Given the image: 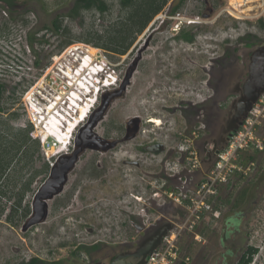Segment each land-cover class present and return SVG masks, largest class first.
I'll return each instance as SVG.
<instances>
[{"label": "rangeland", "instance_id": "374dc122", "mask_svg": "<svg viewBox=\"0 0 264 264\" xmlns=\"http://www.w3.org/2000/svg\"><path fill=\"white\" fill-rule=\"evenodd\" d=\"M75 1L36 0L28 4L33 10L37 33L36 73L51 65L52 58L64 57L65 48L82 44L93 51L98 49L112 63L119 65L121 84L104 95L101 107L87 120L84 114L87 111L82 109L80 120L76 118L56 125L55 120L59 118L53 111L50 113L44 122L49 132L38 131L43 137L50 134L62 143L71 137L77 124L85 120L77 130L80 131L78 143L74 142L68 152L57 155L58 149H47L45 152L51 159L40 144L36 150L32 140L17 148L18 132L31 125L23 103L21 110L15 107L18 110L16 119L6 115L0 117V123H3L0 124V138L6 139L0 144V155L9 161L0 178V264L26 263L31 258L61 264H110L117 255L136 251L145 236H151L171 221L179 223L185 212L165 200L163 191L176 185L177 182L168 180V175L181 173L180 162L187 155L184 150L197 153L202 161L208 159L206 153L210 146L206 153L202 152L208 135L204 126L208 123H205L201 107L213 94L210 75L213 81L220 75V68L227 62L226 54L234 52L239 59L247 51L248 43L239 42V37L250 33L254 36L249 40L250 44L264 42V30L256 22H239L225 13L226 2L184 0L180 4L179 0H169L142 33L131 31L123 42V46L130 43L129 48L124 55H118L82 40L105 44L108 39L117 38V31H121L120 38L128 35L126 20L130 9L122 8L118 0H103L107 5L105 12L92 9L81 11L72 18L68 13ZM177 6L178 10L171 15V8ZM55 19L61 25L57 33L52 27ZM180 29L193 34L194 41L186 43L177 39ZM69 40L72 44L64 46ZM128 73L130 77L126 83ZM83 95L86 94L78 92L77 96ZM92 97L97 98L95 93ZM231 99L220 101V109L225 112ZM33 108L38 127L40 109ZM41 110L46 117L51 108ZM151 117L160 119L161 125L148 123ZM136 119L139 122L136 139L122 143L116 150L96 149L99 142L105 144V141L109 143L113 138L121 137L123 127L136 124ZM218 121L212 114L207 129ZM66 124L67 129L63 130ZM258 134L263 150L242 153L240 159L244 162V171L235 173L219 187L215 205L221 216L228 209H231L229 215L234 212L244 215L241 222L244 239L236 257L253 247L257 252L251 264H264V124ZM155 141L164 147L158 155L136 150ZM15 145L12 150L11 146ZM74 153L77 157L62 190L46 200L45 219L28 225L33 218L36 196L49 179L51 168L61 163V158H70ZM248 156H253L252 162L246 160ZM129 158L143 162V168L124 166L123 159ZM205 167L207 163L202 165L201 171ZM199 176L198 173L197 178ZM133 197L141 200L137 202ZM223 198L227 200L222 202ZM130 212L133 225L126 216ZM138 213H144L143 223L141 217L137 218ZM214 220L208 216L204 227L217 222ZM143 224L144 233L139 234L137 227ZM195 232L201 237L199 242L193 240V233L182 232L179 246L196 264H204V258L216 247L211 245L210 233L204 229ZM79 244L84 247L98 244L99 247L86 254L77 250Z\"/></svg>", "mask_w": 264, "mask_h": 264}, {"label": "built area", "instance_id": "2783aa9c", "mask_svg": "<svg viewBox=\"0 0 264 264\" xmlns=\"http://www.w3.org/2000/svg\"><path fill=\"white\" fill-rule=\"evenodd\" d=\"M219 1V0H217ZM226 2L228 9L225 13L232 19L245 22L264 19V0H221ZM231 2L238 5L237 10L234 6H230ZM231 8V9H230ZM70 45L65 48V59L60 62L58 56L51 59L52 64L45 67L41 72L36 73V79L29 90H26L22 96L23 107L28 115V121L33 125L36 137L42 147L43 152L47 149L55 148L61 152H68L69 148L75 142V134L79 126L87 120L93 111L100 105V97L102 93L115 89L121 84V73L119 65L112 63L98 49L96 53L91 55L89 46L77 44L75 47ZM62 56V55H61ZM53 65V67H52ZM67 70L78 76L84 73L90 82V87L82 88V83L86 80L71 79L67 77ZM71 74V75H72ZM79 93L86 95L77 96ZM95 93L97 98H93ZM75 94V96H74ZM25 98H27V109ZM46 109L51 105L55 106L53 114L61 121L67 123L74 121L76 118L80 120L79 112L85 109L84 114L87 118L74 128L71 137L65 143L60 142L55 137L48 134L43 137L38 132L37 123L34 122V108ZM47 111V110H46ZM87 113V114H86ZM31 118V120H30ZM43 114L38 115V121L44 120ZM264 124V93L253 104L247 117L242 121L240 127L234 131L227 139L225 147L216 154L215 161L208 173H202V166L197 153L184 150L187 154L182 163L181 173H177L179 182L164 189V199L172 203L177 208H182L185 212L183 219L179 222H173V228L169 230L163 238L160 247L152 253L146 260L145 264H188V258L185 257L180 249L179 240L182 232L193 233V237L198 241L199 236L194 230L198 225L211 216L216 219L219 211L215 208V200L218 196V189L225 184L235 173L244 171L243 165L240 164L242 153L248 151L261 152L263 150L262 139L258 132ZM63 126V125H61ZM67 129V124L63 130ZM182 153V154H184ZM54 156V155H52ZM51 156V157H52ZM250 166L253 164L250 163ZM202 177L197 181V174ZM157 196V193L155 194ZM136 198V197H135ZM141 200V198H136ZM197 231V230H196Z\"/></svg>", "mask_w": 264, "mask_h": 264}, {"label": "flooded vegetation", "instance_id": "af4514ba", "mask_svg": "<svg viewBox=\"0 0 264 264\" xmlns=\"http://www.w3.org/2000/svg\"><path fill=\"white\" fill-rule=\"evenodd\" d=\"M35 1L36 0H0V117L2 115H6V117L12 119H16L18 117V110H21L23 103L22 96L26 90L30 89L36 79L37 33L33 10L31 6H28L29 3H35ZM46 30L47 28L44 29V31ZM263 43L252 44L249 47L247 45L245 50L248 51L250 48L260 46ZM247 51L243 54V56H239V59L234 55V52L232 53V55L226 54L225 56L227 62L224 63L220 68V75L217 76L215 81L212 80L213 77L212 75H210L211 78L209 81V85L213 90V94L204 102L201 107V109L205 113V123H208L206 124V126H204L205 131H208V135L206 134L207 138L205 139L207 140V142L214 139L215 137L216 143H219L227 140L231 135L227 132V127H225V125L221 126L220 123L221 118H223L222 120L224 121L225 118L229 116L227 110L229 109L232 100L237 97L236 94L231 93L233 91L239 90L242 87L244 78L247 77V73L245 72V64L248 60L249 54V52L247 53ZM238 61L241 62L240 65L238 64ZM221 97H224V99L221 100ZM228 98L232 99L228 103L227 108L224 112L222 109H220L218 104H220V101L225 102ZM15 107L19 109L17 110L15 109ZM212 114H215L219 121L215 126H212L211 129L209 128V130L207 128L210 127L209 121ZM224 114H226V116L222 117V115ZM135 127H137L138 132V121L134 125L131 124V126L127 125L123 127L124 129L121 137L113 138L111 141H109V143L105 141V144H101L103 142H99L95 146L96 149L104 150L106 147H108L110 150H116L122 143L130 142L136 139L137 135L132 138L125 139V136L131 134L134 131ZM192 133L195 134V132ZM207 146H210L211 150L213 143H211L210 145L203 144V153L204 151L206 153V150L208 149ZM155 149H159V151L156 152ZM136 150H141L145 153L150 152L151 156H154L162 153L164 151V147L160 142L155 141L145 144L141 148H136ZM122 162V164L126 167L130 166L138 169L143 168L144 164L143 162L139 163L137 159L133 160L132 158L123 159ZM95 176L97 177V175ZM141 179L142 181H144V178ZM168 180L170 182H179L177 175H168ZM140 184H142V182H140ZM129 194L131 195V197L133 196L131 193ZM218 198L219 196H217L215 200V205H217L216 203L218 202ZM226 200L227 199L223 198L222 202ZM234 203L235 201L232 202L231 206L234 205ZM121 210L123 211V209ZM230 211L231 209L226 210V212L223 213L222 216L219 211L218 218L213 221L218 222L221 216L219 220L220 222L218 224H216L217 222H215L213 225H207L206 227H204L206 222L203 221L198 225L196 229L197 231H201L204 229L206 232H208L207 234L210 233L208 237L209 239H211V245L216 247V250L211 251V253L207 255L206 258H204V264H230L231 261H233V264H239L242 256L244 255V253H241L236 257L238 250L242 246L241 242L244 239V233L242 231L243 227L241 225V222L245 217L241 212H234L232 215H229L228 213H230ZM143 214L144 213H138L136 215L137 218L141 217V223H143ZM126 216L129 220V223L133 225V215L131 214V212ZM229 225H231L230 229ZM137 231L139 234H143L144 224L140 227H137ZM193 240L197 242L194 237ZM200 240L201 237H199L198 242ZM94 245L98 244H92L91 247ZM84 246L85 245L79 244L76 248L78 251H80V247H83L81 251H83V253H86ZM96 250L97 249L93 251ZM185 257L188 258V264H196L193 258L187 255H185Z\"/></svg>", "mask_w": 264, "mask_h": 264}, {"label": "water", "instance_id": "95a60500", "mask_svg": "<svg viewBox=\"0 0 264 264\" xmlns=\"http://www.w3.org/2000/svg\"><path fill=\"white\" fill-rule=\"evenodd\" d=\"M248 52V60L245 64L247 77L244 78L242 87L239 90L233 91L232 93L230 92L231 94H236L237 97L232 100L231 105L227 110L229 116L226 117L224 121L222 120L223 118H221L220 125H225L229 134H232V132L236 131L240 127L242 120L247 117L253 104L264 93V43L260 46L250 48L247 53ZM129 77L130 73L125 76V82ZM106 93H108V91L102 93L100 105L93 111L92 114L98 111L101 107ZM220 99L223 100L224 97H221ZM105 108L104 110L106 111ZM137 121L138 120L136 119V122ZM136 133L137 127L134 128V131L131 134L126 135L125 139L134 137ZM79 136L80 131L75 135V143H78ZM226 142L227 140L216 143V139L205 142V144L213 143V146L211 150L207 151L208 159L200 161L201 166L204 163H207V167H205L202 173H208L215 161L216 154L225 147ZM155 151L157 152L159 149H155ZM76 157L77 153H74V155L70 158H61L59 160L61 163L51 168L49 179L36 196L33 218L30 219L28 225L42 222L45 219L47 209L46 200L51 199L62 190L66 181V176L73 167ZM201 177L202 176L200 175L197 181L201 179ZM172 227V223H169L162 229H158L151 236H145L146 238L142 241L143 243L137 247L136 251L117 255L110 264H145L149 256L154 253L158 247H160L163 238L166 236L167 232L172 229Z\"/></svg>", "mask_w": 264, "mask_h": 264}, {"label": "trees", "instance_id": "16d2710c", "mask_svg": "<svg viewBox=\"0 0 264 264\" xmlns=\"http://www.w3.org/2000/svg\"><path fill=\"white\" fill-rule=\"evenodd\" d=\"M119 4L124 9H130L129 14L127 16V29L128 35H125L124 37L120 38L121 31H117V38L114 37L113 39H108V41L104 44H99V42L93 43L90 39L82 40L85 44H92L94 47H100L104 50L114 52L118 55H124L127 51V49L130 46V43L123 46V42L126 41V38L129 37L131 31L135 33H142L144 29L148 26V24L152 21V19L158 15L163 8L166 6L167 2L169 0H118ZM180 4L183 3L184 0H179ZM92 9H96L99 12L103 13L107 10V5L103 0H76L74 7L69 11L68 16L69 17H77L81 11H89ZM178 10L177 7L171 8L170 14L173 15ZM256 24L260 29L264 30V19H259L256 21ZM53 31L55 33L60 31L61 25L59 24V21L55 19L52 22ZM195 36L189 32H184L183 30H179V33L177 34V39L182 40L186 43H192L194 41ZM254 36L250 33H246L245 35L238 38V41L241 43H248L247 45L250 46V39H253ZM72 44V41H66L64 43V46H68ZM114 44V45H113ZM120 45L122 47H120ZM118 46V48H117ZM23 131H19L18 135L19 142L17 144V148L19 149L22 145L26 144L29 140L33 141L36 147V150L39 147L38 139L36 137V133L34 132V129L31 125L28 127L23 128ZM2 139V140H1ZM5 138H0V144L2 142H5ZM12 150L16 148L15 146H11ZM6 152V151H5ZM243 157V156H241ZM245 160V159H244ZM247 161L252 162L253 156H248ZM244 162L240 161V164L243 165ZM246 163V162H245ZM9 165V161L5 160L3 156L0 155V178L5 173L7 167ZM98 245H94L92 247H85L86 254H88L90 251H93L95 249H98ZM83 247H80V250H82ZM257 249L253 247H249L247 251L242 256L239 264H251L253 256L256 254ZM20 264H61L59 261L54 262H47L43 261L38 258H31L26 263H20Z\"/></svg>", "mask_w": 264, "mask_h": 264}, {"label": "bare ground", "instance_id": "6f19581e", "mask_svg": "<svg viewBox=\"0 0 264 264\" xmlns=\"http://www.w3.org/2000/svg\"><path fill=\"white\" fill-rule=\"evenodd\" d=\"M235 2H239L240 0H234ZM234 6V8L235 9H237V10H239L240 11V9L238 8V5H236L234 2H231V4H230V6ZM231 9V8H230ZM191 22H194V21H191ZM75 46H77V45H74V46H71V47H75ZM96 53V51H93V50H89V54H91V55H93V54H95ZM65 56V55H64ZM65 59V57H63V56H61V58H60V62H62V60H64ZM67 77H69V78H71V79H79L80 78V80H86V83L84 84V83H82V88H88V86L90 87V82H91V80H89L87 77H85V75H84V73H81V74H79L78 76H76L75 74H72V73H70L69 72V70H67ZM72 74V75H71ZM26 102H27V99H26ZM50 108H51V111L50 112H48V114H47V116L44 118V120H42V121H39V123H38V128L37 129H39L40 131H44L45 133H48L49 131H48V129H46L45 127H44V122H45V120L49 117V115H50V113L55 109V106L54 105H51L50 106ZM39 111V110H38ZM40 113H41V111H40ZM42 114V113H41ZM86 117V116H85ZM57 118V117H56ZM61 120H59V119H56L55 120V122H56V125H58L59 123L61 124L62 123V121L60 122ZM35 123H36V121H35ZM148 123H151V124H154V125H156V126H159V125H161V121H160V119H158V118H155V117H151V119L148 121ZM55 124V123H54ZM40 131H38L39 133H41ZM41 135H42V133H41ZM69 135H70V133H69ZM68 138V137H67ZM136 198H138V197H136ZM136 198H134L135 200H136ZM137 202H138V200H137Z\"/></svg>", "mask_w": 264, "mask_h": 264}, {"label": "clouds", "instance_id": "9594fccd", "mask_svg": "<svg viewBox=\"0 0 264 264\" xmlns=\"http://www.w3.org/2000/svg\"><path fill=\"white\" fill-rule=\"evenodd\" d=\"M74 128V127H73ZM73 130V129H72Z\"/></svg>", "mask_w": 264, "mask_h": 264}]
</instances>
